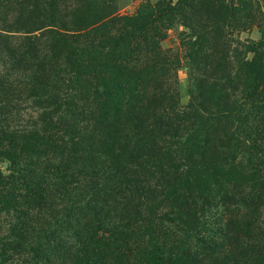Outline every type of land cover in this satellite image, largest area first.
Segmentation results:
<instances>
[{
	"label": "trees",
	"instance_id": "16d2710c",
	"mask_svg": "<svg viewBox=\"0 0 264 264\" xmlns=\"http://www.w3.org/2000/svg\"><path fill=\"white\" fill-rule=\"evenodd\" d=\"M116 1L0 2V65H11L0 70V165L10 164L6 174L0 166V264H264V170L248 199L237 198L238 185L227 189L235 168L218 167L213 145L223 137L208 121L218 118L182 106L141 68L130 37L148 9L120 16ZM245 66L264 81L258 60ZM151 169L157 183L146 188L138 176ZM193 173L217 176L218 192L243 209L210 228L176 217Z\"/></svg>",
	"mask_w": 264,
	"mask_h": 264
},
{
	"label": "rangeland",
	"instance_id": "374dc122",
	"mask_svg": "<svg viewBox=\"0 0 264 264\" xmlns=\"http://www.w3.org/2000/svg\"><path fill=\"white\" fill-rule=\"evenodd\" d=\"M215 4L221 6L219 12L211 10ZM171 6L174 9L163 14ZM147 9V13L158 9L162 13L154 16L145 13L140 31L130 37L139 45L136 57L141 68L150 67L151 76L155 72L158 81L176 95L182 106L195 105V109L201 107L202 113L203 109L208 110L206 116L218 118L208 120L220 125L214 131L223 137L222 142L213 145L217 164L219 169L234 167L230 173L236 176L226 180L225 186L230 189L238 185L237 191L244 193H237V198L248 199L255 189L251 183L255 170H264V81H254L256 75L245 64L258 60L264 65V0H117L114 11L120 16L134 17ZM5 12L7 9L0 6V20ZM8 62L0 65V70H8L11 67ZM254 86L258 90L256 94L252 90ZM203 93L205 100L201 98ZM73 94L76 97L77 93ZM41 111L33 102L27 109L34 116ZM76 118L79 129L84 130L86 122ZM205 135V132L201 134V139ZM170 138L157 141L165 147ZM257 146L259 155L253 149ZM194 151L195 148L193 154ZM195 158L193 155V169L197 167ZM178 163L187 169L186 161L178 160ZM0 166L8 173L10 164L6 160ZM151 170V175L139 173L138 176L146 188L157 183L158 170ZM216 178L211 173H193L192 190L184 189L176 195L179 200L174 211L176 217L185 221V214L189 213L201 227L210 228L214 217L225 218L235 209H243L241 203H229V197L223 196L225 191L218 192ZM163 227L171 230L175 226L166 221Z\"/></svg>",
	"mask_w": 264,
	"mask_h": 264
}]
</instances>
